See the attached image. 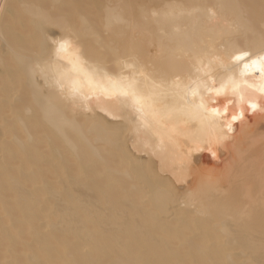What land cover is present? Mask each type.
Here are the masks:
<instances>
[{
	"label": "bare ground",
	"instance_id": "obj_1",
	"mask_svg": "<svg viewBox=\"0 0 264 264\" xmlns=\"http://www.w3.org/2000/svg\"><path fill=\"white\" fill-rule=\"evenodd\" d=\"M262 46L264 0H0V264H264V97L220 144L172 97ZM75 56L169 118L74 98Z\"/></svg>",
	"mask_w": 264,
	"mask_h": 264
},
{
	"label": "snow or ice",
	"instance_id": "obj_2",
	"mask_svg": "<svg viewBox=\"0 0 264 264\" xmlns=\"http://www.w3.org/2000/svg\"><path fill=\"white\" fill-rule=\"evenodd\" d=\"M67 43H61L59 52H66ZM71 65V94L85 101L95 100L97 105L111 103L143 117L150 110L153 117L167 119L170 113L161 114L153 95L141 87L137 76H144L142 69L135 70L131 76L109 75L103 68L89 72L86 63L79 56L67 58ZM129 67H134L129 65ZM250 77L244 79V77ZM259 84H256V81ZM172 97L177 100V118L186 124L203 126L205 121L218 134L209 142L220 144L233 132V123L242 121L247 108L255 111L257 103L251 100L250 91L264 97V46L259 50L238 48L226 56H217L207 66L201 65L194 76H189L188 84L174 82ZM223 96L222 106L208 107L206 97L215 105L213 97ZM247 105V108L245 107ZM237 108L239 109L237 111ZM103 111V107H100ZM260 110L264 112V107ZM210 113V115H209ZM196 141H194L195 143ZM196 150H201L197 147ZM215 152L212 156L215 157Z\"/></svg>",
	"mask_w": 264,
	"mask_h": 264
}]
</instances>
